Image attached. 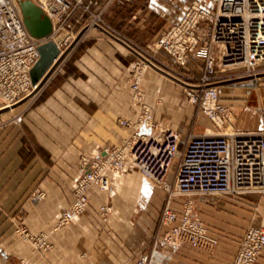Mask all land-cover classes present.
<instances>
[{
  "label": "crops",
  "instance_id": "1",
  "mask_svg": "<svg viewBox=\"0 0 264 264\" xmlns=\"http://www.w3.org/2000/svg\"><path fill=\"white\" fill-rule=\"evenodd\" d=\"M144 2L128 4L136 11L127 23L141 38L146 36V43L154 42L177 22L182 3L150 1L156 12L151 10L146 19L151 14L162 16L164 27L158 22L148 24L141 16L137 6ZM133 63L134 54L126 46L105 33L89 32L33 98L23 119L13 127L0 128V264H133L145 252H152L151 264H234L246 231L264 225V216L257 215L255 194L224 197L222 205L233 215L242 208H253L242 235L237 236L235 224L230 231L236 227V235H230L212 231L202 221L218 240L213 250L187 244L176 249L162 242L153 245L152 239L165 229H160V217L166 193L128 167L111 177L109 191L93 188L88 209L60 225L74 203L80 158H94L104 148L120 146L130 135L121 121L139 118L140 107L129 86ZM170 82L174 83L151 70L144 88L150 100L161 101L158 119L174 124L183 113ZM187 140L184 134L181 149ZM36 188L44 192V199L33 200L31 193ZM106 205L112 212L103 224L100 208ZM172 208L181 214L182 202L175 199ZM19 212L32 234L47 237L50 250L35 251L16 236ZM257 264H264V254Z\"/></svg>",
  "mask_w": 264,
  "mask_h": 264
},
{
  "label": "built area",
  "instance_id": "2",
  "mask_svg": "<svg viewBox=\"0 0 264 264\" xmlns=\"http://www.w3.org/2000/svg\"><path fill=\"white\" fill-rule=\"evenodd\" d=\"M31 1L51 19L53 34L35 39L26 29L18 1L0 0V109L14 106L33 92L30 73L40 58L38 48L49 40L55 41L54 36L60 31L66 32V40L73 39L82 18L75 17L77 9L88 12L96 8L106 12L133 0ZM185 4L182 17L150 48L170 72L147 60L189 85L186 92L190 101L197 102L202 112L218 128H223L230 120V110L220 99L214 86L217 82L213 80L217 79L219 70L264 73V0H187ZM63 43L56 42L61 50ZM143 64L151 67L141 60L129 79L134 100L141 109L138 120L121 121L130 129V135L120 146L104 148L94 158H80L75 202L60 224L67 225L73 216L83 214L90 204V191L93 188L109 191L111 177L128 167L139 172L146 183L166 193L160 217V229L165 228L161 242L165 246L176 249L187 244L213 250L218 240L198 218L194 200L214 196L240 199L264 194V132H229L228 128L218 134L190 136L181 149L178 133L158 131L153 122V108L144 101L141 89ZM197 69L203 74L198 85L177 76L178 71L190 73ZM43 197L39 193L34 200ZM175 199L182 201L181 214L172 208ZM100 211L107 222L112 207L106 205ZM263 254L264 225L250 227L234 264H257ZM151 260L152 252H146L133 264H151Z\"/></svg>",
  "mask_w": 264,
  "mask_h": 264
},
{
  "label": "rangeland",
  "instance_id": "3",
  "mask_svg": "<svg viewBox=\"0 0 264 264\" xmlns=\"http://www.w3.org/2000/svg\"><path fill=\"white\" fill-rule=\"evenodd\" d=\"M141 1V0H140ZM145 1L142 6H137L138 10H142V17L147 20L148 24L159 23L161 26L166 27L165 21L162 16H156L155 14H151L149 19H146L145 16L150 13L154 6L151 5V0H142ZM177 2L182 3L181 14L177 17V21L182 17L185 10V1L187 0H175ZM152 6V7H151ZM133 7V6H132ZM159 10V8H158ZM136 9L129 7L128 4L124 6H114L111 9L103 12L101 9L92 8L85 12L84 9H77L75 11V17H82L81 24L77 25L74 30V38L71 39L68 45L63 43L62 50L65 51L68 49L76 40L78 34L86 27H89V30L85 34V36L91 32H102L97 26H100L107 30L112 35L118 37L119 39L124 40L130 47L136 50L139 54L145 57L148 60H151L155 64L164 67L166 71L170 72V69L166 66H163L158 59L159 56L153 54L150 50L151 46L155 42H147L146 36H142L139 31L135 29L133 26H129L127 23L128 17L131 16L132 13H135ZM153 11V10H152ZM156 12L155 10L153 11ZM93 24V25H92ZM95 24V25H94ZM88 25V26H87ZM90 25V26H89ZM103 33V32H102ZM85 36L82 38L84 39ZM57 38V39H56ZM54 39L56 42H62L63 39H68L66 32H58L55 34ZM62 39V40H60ZM65 41V40H64ZM76 48V47H75ZM74 48V49H75ZM73 49V50H74ZM73 52V51H72ZM134 54V53H133ZM71 55V54H70ZM69 55V56H70ZM68 59V58H67ZM161 59V58H160ZM141 63V59L134 54V63L133 68L137 63ZM145 70L143 72V78L141 83V89L144 94V101L153 108L152 118L153 122L156 125L158 131L162 130H172L178 133L181 137L186 134V136H204L206 134H218L220 132H225L229 128V132H250V133H260L264 132V73L260 75H255L252 73H248L246 70H238V71H222L219 70L216 74L217 79L213 80V82H217V85L214 86L217 88L218 94L222 102L229 108L230 110V120L226 126L223 128H218L201 110L199 104L196 102H191L190 98L186 92V87L181 86L175 81L174 83L170 82L175 87L176 96L181 101V105L179 106L183 115L178 118L180 121H175V123L165 122L163 119H158V109L161 101L153 102L149 99L148 93L144 88V81L149 71L155 70L152 67H147L143 64ZM195 69V68H193ZM201 70V69H200ZM199 69L187 73L184 71H178L177 76L184 81L198 85L200 83V78L203 75ZM133 75V70L131 76ZM130 76V77H131ZM223 79V82L232 81L231 84L228 85H218L220 83L219 79ZM130 86V84H129ZM131 97L134 99V93L130 86ZM34 99L29 100L23 105L0 115V128H8L13 127L16 123L23 119L24 114L28 111L30 106L32 105ZM135 101V100H134ZM136 104H138L135 101ZM139 106V104H138ZM140 107V106H139ZM162 107V106H161ZM160 107V108H161ZM141 111V109H140ZM140 116V115H139ZM39 193L44 194L40 189L36 188L32 191L33 200L38 196ZM256 196V207L257 215L263 217L264 215V194H255ZM45 198L44 197L41 199ZM224 197L214 196V197H204V198H195L194 200V208L195 212L209 229L217 230L218 232H222L230 235H242L245 231L246 223L250 220L251 212L253 213V208H242L240 211H234L231 214V211L226 206L222 205ZM35 200V201H40ZM181 201V200H180ZM75 202V198H74ZM182 202V201H181ZM74 204V203H73ZM73 206V205H72ZM71 206V208H72ZM103 206H101L102 208ZM70 208V209H71ZM100 208V210H101ZM70 211V210H69ZM101 213V211H100ZM261 213V215L259 214ZM254 214V213H253ZM19 216V224L15 229L16 236L23 242L24 244L32 246L35 251H48L51 249V245L44 235H34L28 229V227L24 224L23 220V212L17 213ZM233 218V219H232ZM101 220L103 224H105V220L102 217ZM237 225L239 227V231H236V227H233V232H231V225ZM61 225V224H60ZM234 226V225H233ZM212 230V231H213ZM236 234H235V233ZM216 233V232H215ZM217 234V233H216ZM218 236L220 234H217ZM216 235V236H217ZM162 232H158L156 236L152 239V244H156L157 242H161ZM46 244L42 245V241ZM146 253V252H145Z\"/></svg>",
  "mask_w": 264,
  "mask_h": 264
},
{
  "label": "water",
  "instance_id": "4",
  "mask_svg": "<svg viewBox=\"0 0 264 264\" xmlns=\"http://www.w3.org/2000/svg\"><path fill=\"white\" fill-rule=\"evenodd\" d=\"M20 6L24 24L26 29L28 30L29 34L34 37L35 39H45L50 37L53 34V22L51 19L44 13V11L38 7L34 2L31 0H17ZM100 31L108 35L110 38L114 39L115 41L121 43L122 45L126 46L131 52H133L136 56H138L141 60L148 63L153 69L160 72L161 74L167 76L171 80L185 86L189 87V85L185 84L181 80L177 79L170 73L158 68L157 66L150 63L145 57L139 54L136 50L130 47L127 43L119 39L118 37L112 35L107 30L100 26H96ZM89 27L84 28L77 36L76 40L65 51H62L59 46L56 44L55 41L49 40L48 42L42 44L38 50L40 53V58L35 64V66L31 70V80L32 85L34 87L33 92L26 96L23 100L19 103L15 104L12 107H6L0 109V115H3L21 105L28 102L29 100L33 99L36 95H38L41 90L45 87V85L49 82L51 77L56 73V71L61 67L63 62L65 61L67 55L72 51L78 43L82 40L85 36ZM232 81L223 82L218 85H228L231 84ZM217 84H215L216 86Z\"/></svg>",
  "mask_w": 264,
  "mask_h": 264
},
{
  "label": "bare ground",
  "instance_id": "5",
  "mask_svg": "<svg viewBox=\"0 0 264 264\" xmlns=\"http://www.w3.org/2000/svg\"><path fill=\"white\" fill-rule=\"evenodd\" d=\"M97 26V25H96ZM57 39V38H56ZM60 40H62V39H60ZM65 40V41H64ZM61 42V41H60ZM63 42L64 43H66V45H68V43H69V40H66V39H63ZM72 46V45H71ZM73 51V50H72ZM72 51H70V53L67 55V57H66V59H65V61L67 60V58L69 57V55L72 53ZM64 61V62H65ZM64 62H63V64H64Z\"/></svg>",
  "mask_w": 264,
  "mask_h": 264
}]
</instances>
